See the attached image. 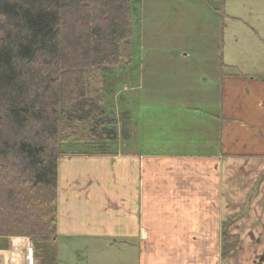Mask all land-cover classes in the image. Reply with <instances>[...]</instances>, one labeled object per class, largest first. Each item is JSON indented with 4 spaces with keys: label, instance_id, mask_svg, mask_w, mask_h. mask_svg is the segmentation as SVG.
<instances>
[{
    "label": "crops",
    "instance_id": "1",
    "mask_svg": "<svg viewBox=\"0 0 264 264\" xmlns=\"http://www.w3.org/2000/svg\"><path fill=\"white\" fill-rule=\"evenodd\" d=\"M233 63L202 62L215 89L205 102L166 107L172 115L160 129L151 127L155 135L143 143L155 148L61 156L57 239L6 237L7 248L10 239L18 241L7 256L0 253V264H30V245L31 264L74 256L83 262L90 255L78 248L73 255L67 243L95 246L110 236L112 250L127 251L133 264H258L256 256L264 257V69ZM250 195L249 210L233 222ZM224 233L241 243L222 257Z\"/></svg>",
    "mask_w": 264,
    "mask_h": 264
},
{
    "label": "trees",
    "instance_id": "2",
    "mask_svg": "<svg viewBox=\"0 0 264 264\" xmlns=\"http://www.w3.org/2000/svg\"><path fill=\"white\" fill-rule=\"evenodd\" d=\"M131 36L130 0H0V238L53 243L59 158L122 150L107 73ZM239 243L224 233L223 257Z\"/></svg>",
    "mask_w": 264,
    "mask_h": 264
},
{
    "label": "rangeland",
    "instance_id": "3",
    "mask_svg": "<svg viewBox=\"0 0 264 264\" xmlns=\"http://www.w3.org/2000/svg\"><path fill=\"white\" fill-rule=\"evenodd\" d=\"M130 2L132 49L129 47V52L133 57L132 63H124L107 73L105 101L107 112L118 120L117 131L121 135L124 132L128 135V143L120 142L113 146V150L121 148L125 152L131 145L133 150L130 151L155 148L153 144L143 143H148L155 135L150 133L151 127L160 129L172 115L166 107L205 102L208 92L215 89L216 83L208 79L211 75L206 73L207 70L203 73V61L212 62L219 57L234 62L240 70L264 69V0ZM137 125H140V129H137ZM251 197L243 212L233 215V222L239 221L249 210ZM7 240L6 237L0 238V253L5 256L10 245L18 241L10 239L13 242L7 248ZM114 243L115 239L111 236L100 240L95 246L85 240L69 242L68 248L73 255V248H78L82 254L90 257H85L83 262L76 260L75 256L71 257L72 262H55L53 258L51 262L135 263L134 257L127 251L112 250ZM31 246H28L29 252L26 250L30 264ZM54 246L43 244L42 248L51 250ZM95 248L98 249L96 252Z\"/></svg>",
    "mask_w": 264,
    "mask_h": 264
},
{
    "label": "flooded vegetation",
    "instance_id": "4",
    "mask_svg": "<svg viewBox=\"0 0 264 264\" xmlns=\"http://www.w3.org/2000/svg\"><path fill=\"white\" fill-rule=\"evenodd\" d=\"M239 240H240V243H241V239H240V238H239ZM240 243H239V245H238L237 248L240 247ZM237 248H235L233 251H235ZM233 251H232V252H233ZM232 252H231V253H232ZM231 253H230V254H231ZM262 258L264 259V257H262V256H258V257L256 256V259H255L254 262H257L258 264H260V263L262 262ZM263 262H264V260H263Z\"/></svg>",
    "mask_w": 264,
    "mask_h": 264
}]
</instances>
